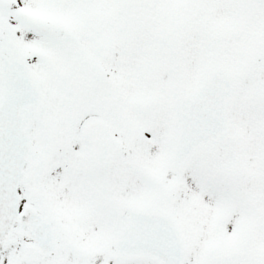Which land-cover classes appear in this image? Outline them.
Segmentation results:
<instances>
[{
	"label": "snow or ice",
	"instance_id": "snow-or-ice-1",
	"mask_svg": "<svg viewBox=\"0 0 264 264\" xmlns=\"http://www.w3.org/2000/svg\"><path fill=\"white\" fill-rule=\"evenodd\" d=\"M0 264H264V0H0Z\"/></svg>",
	"mask_w": 264,
	"mask_h": 264
}]
</instances>
